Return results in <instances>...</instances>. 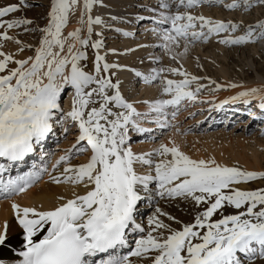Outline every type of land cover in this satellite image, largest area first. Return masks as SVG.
<instances>
[{"label":"snow or ice","instance_id":"6c2138e0","mask_svg":"<svg viewBox=\"0 0 264 264\" xmlns=\"http://www.w3.org/2000/svg\"><path fill=\"white\" fill-rule=\"evenodd\" d=\"M98 2L100 0H83L80 22L87 24L88 38L82 37L81 28L66 36L63 34L69 16L80 5V0H50L48 23L36 29L42 36L35 55L15 59L0 50V158L22 161L52 133L56 114L62 111L61 96L69 88L73 92V101L67 115L78 125L79 136L76 145L68 151L82 155L89 148L91 150L87 163L65 167L63 174L64 180L84 184L86 188L91 186V189L52 210L41 211L13 203L16 220L23 229V248L16 251L10 247L5 223L4 231L0 232V253L7 250L22 257L16 264H131L129 255L144 258L150 253H155L150 257L152 264H244L238 254L248 260L264 257V189L247 191L233 187L264 179V172L222 166L214 159H192L175 142L171 147L161 144L149 153L137 155L132 151L130 130L152 131L141 127L138 118L143 117L146 122L156 123L161 128L171 127L165 109L179 106L183 100H194L204 86H198L195 92L189 90V86L200 78H189L186 71L178 68L153 69L150 75L137 71L136 76L142 77L145 83L159 81L163 85L162 94L171 96L170 99L145 101L150 111L140 113L121 94L119 82H112L110 70L121 66L106 62L105 56L99 54L101 40L91 44L97 49L94 74L86 71L80 62L87 56L80 48L89 44L92 26L103 23L100 17L91 16L93 5ZM203 2L205 0H161L160 8L167 12H162L161 19L156 22L169 27L157 32L162 42L156 46L171 52L184 41L186 54L189 43L207 41L213 34L236 32L240 28V24L233 21L212 20L179 11L180 7L192 8ZM256 2L264 5V0ZM173 5L176 12L171 11ZM243 5L246 9L252 6L249 0H243ZM27 6L25 0L0 5V29L3 30L0 40H14L8 30L33 23L24 18L5 19ZM226 7L236 9L241 3L233 0ZM257 29H260L258 34ZM257 39H264V21L248 25L245 35L225 37L219 42L239 45ZM15 43L21 42L15 40ZM23 50L22 46L20 51ZM155 62L159 63V60ZM10 63L16 67H9ZM164 71L184 79H163ZM258 92L257 88L240 92L223 104L241 98L244 103L250 102L248 98L264 101V96H257ZM260 107L264 110V103ZM151 113L164 115L165 119L149 120ZM175 115L173 112L172 116ZM157 156L160 159L154 160ZM68 159L70 156L60 158L61 161ZM137 165L146 167L147 171L139 173ZM3 171L4 166L0 165V172ZM53 179L61 182L59 178ZM150 185L155 186V195L161 198L182 197L208 207L195 217L194 223L179 230L170 228L157 216L150 217L146 235L135 240V248L129 255L114 256L116 249L128 245L129 233H145L144 226L137 220L138 204L152 198ZM28 186L27 179L0 183L5 192L17 194L26 191ZM225 204L236 209L243 207L245 211L213 220L214 214ZM156 213L167 215L159 208ZM41 232L45 234L35 240ZM101 254H107V258ZM97 256L101 257L98 261L93 259ZM0 264H6L3 255H0Z\"/></svg>","mask_w":264,"mask_h":264},{"label":"rangeland","instance_id":"374dc122","mask_svg":"<svg viewBox=\"0 0 264 264\" xmlns=\"http://www.w3.org/2000/svg\"><path fill=\"white\" fill-rule=\"evenodd\" d=\"M1 1H3V3L5 2V0H0V2ZM137 1H141L143 3V6H145V8L143 9V7H141L142 6L141 2H140L141 3L140 5H135L137 3ZM33 2H35V0L29 1L28 4L26 2V4L29 7H31L32 6L31 4ZM132 2H133L132 4L134 5L133 8L136 9L135 12H136L137 17H138L137 22H136L135 26L133 27L132 31H129V30L124 31V29L121 25L122 22H116L115 21L113 23H106L107 21L102 20L103 23L101 24L100 27H98L95 24L92 26L93 31L91 34L89 44L83 48H80V46L77 45V47L80 48V50L84 51L86 53V56H87L86 59H84L80 62L81 66L86 71L94 74L95 56L97 54V49L92 48L91 44L97 40H101L103 42L102 46H104V51L101 52L99 49L98 50L99 54L102 56H105L106 62H108L110 64H118L121 66L120 68H117V70H119V71H117V72H119L118 74L115 73V71H114L115 68L111 69L113 71V73H112L113 75L111 77H113V80H112L113 83L119 82L120 90L122 91V93L124 94V97L126 98V100L128 102H129V99H131L132 97L135 98V95L137 97V96H142L145 94V90L143 88V84H145V82L142 79V77H137L135 75V71H134L135 69L139 70L138 72H140L144 75H150L153 69H160L163 67H166L167 69L168 68L171 69V66H167L164 62V59H166V58H164L163 55L165 54L166 50L156 46L162 42L161 37L159 35H157V32H160L164 28L169 27V25H166L163 27V26H161L163 23L161 24V23H157L155 21L153 22L154 16H151V15L147 16V17H143V13H146L150 9L149 7H147L148 5L153 4L155 6H158V5H160L161 0H134ZM232 2H233V0H205V2L200 3V4H198L192 8L180 7L179 11L180 12H185V11L190 12L193 16H196V14L198 15L201 7H205L206 9H208L209 11L211 10L214 13L216 10L219 12L221 11V13H224L223 17L225 18L226 22L227 21H233L235 23L241 22L240 28L236 32H227V34L221 33V35H223V38H224L226 36H229L228 34L230 33L231 37H238L241 35H245V31H246L248 25H250L251 22H253L251 20L260 16L259 9L262 10L264 8V5H260L259 3H257V4H253L251 7L246 9L243 5V0H239L238 2L241 3V7L230 10L226 6ZM137 4H139V2ZM24 9H25V7H24ZM124 9L126 10L125 7H121V8H119V11H121V13H124ZM49 10H50V0H49L48 6H43V12L45 14V19H43L41 21V24H40L41 27L40 28H43L47 25ZM162 10H163V12H167V10H165V9H162ZM149 11H150V14L153 13L152 10H149ZM175 11H177V8H175ZM18 12L10 14V16H12V17H10V16H9L10 18L5 17V19H7V18L12 19L14 14H18ZM78 12L79 11L76 8V10L70 14L69 22H71L72 20L74 21V19L78 15ZM194 12H195V15H194ZM154 15H156V20L161 19V17H159L160 15H158L157 13H154ZM198 16H200V15H198ZM228 16L229 17L231 16L232 20L231 19L229 20ZM141 17H143V19H141ZM261 18L263 19L264 17H261ZM84 19H85V21L87 20V15H85ZM31 20L33 21V19H31ZM111 21L112 20H110V22ZM257 22L258 21H256L255 24ZM242 25H246V27H242ZM28 26H30V25H28ZM76 28H81L83 30L81 33L82 37L88 38L87 24L86 23L81 24V22H79L78 27H75L73 25L72 31L75 30ZM153 29H155L156 31H153ZM102 30H103L102 35H98V34H100L99 32ZM197 30H199V29L197 28ZM2 31L3 30L0 29V32H2ZM259 31H260V29L256 30V32H259ZM8 33H9V31H8ZM125 33H131V35H125ZM221 35L220 34L219 35L213 34L208 39V41H202L201 40V41L189 43L187 45L188 53L192 55V50L194 48H198V47H201L202 49L208 50L209 47L213 46L212 44L216 43L214 41L218 40ZM41 36H42V33L39 31L38 35H36V37H34V40L31 41V40H24L23 38L20 39L18 37H15V35H14V36H12V37H14V40H0V44H2L3 47H5V46L7 47V45H8V47H11V48L13 47L14 49L17 48V50H15L13 52V54H15V55L18 54L17 55L18 57H22L23 52H24L26 55L23 56L21 59H27L28 57H33L35 55V49L37 47H39V40L41 39ZM146 38H148V43L153 45V46L150 45L148 47H150L151 51L154 52L153 54H155V56L146 55L147 53L150 52L148 50L144 51L142 53V56H144V57H142L143 59L142 58L140 59V56H135V55L130 54V51L132 50V48L134 49V47L137 48L139 46L138 44H135L134 41H140V40L142 41ZM155 38L158 40V42L153 43V41H154L153 39H155ZM15 40H19L21 43L17 44V43H15ZM252 44L253 45L257 44V48L259 49V51L255 53L256 56L258 57V59H257V61L255 60L254 65H253V63H251V59H252L251 53H253V50L251 49L253 46ZM199 45H201V46H199ZM22 46L24 47V50L20 51V48ZM182 48L184 51V41L180 42L179 47H173V49H175L176 51H178L180 53L182 52L181 51ZM218 49L216 50V53H218V54L220 53V56L217 55V58L221 59L222 62H224L226 60L225 63L228 66L230 72L234 76H238V75L242 76L243 75L242 77L244 78V76L250 75V76L256 77V74L254 72V68L258 67L261 69L264 65V39H257L254 42H248V43H244L242 45L241 44H239V45H226L222 50H220V49L218 50ZM210 50H211V48H210ZM17 52H20V54ZM224 54L226 55L227 58L229 56H231V57H229V59L231 61L227 60V58L224 59V57H221ZM201 55H202V53H201ZM201 55H200L201 58H196V61L194 63L195 67L194 66L193 67L195 68L194 70L196 73H200V77L203 79L202 81L204 83H202V84H200L199 82H196V83H199L200 85L204 86L207 83H209V81L210 82H212V81L217 82V80L220 78L219 72H216L217 71V69H216L217 61L215 62V60H213V58L210 57L211 54H207L204 57H203V55L202 56ZM232 55H233V57H232ZM173 56H176V55L171 56L170 59L172 60V62L175 61V59H172ZM192 56H194V55H192ZM149 57H151V59L153 61H156L158 59L159 63L153 62L151 68L148 66V63H146V65H145L146 70H144L142 63L143 62H150L151 59H149ZM133 58H136V61H134L133 63L131 62V64H135V63L139 64L140 63L138 68H133V67L129 68L130 73L128 72V74H126L125 76H119V74L123 71V65H125L123 60L124 59L125 60L133 59ZM176 59H177V57H176ZM232 59H234V60H232ZM236 61H238V62H236ZM83 62H85V63H83ZM247 62L250 63V66L248 65ZM233 63H234V65H233ZM237 63H239V64H237ZM13 64L14 63H10L9 67H11V68L16 67V65H13ZM200 65H201V67H200ZM252 65H253V67H252ZM248 66L251 67L250 70L248 69L249 68ZM111 70H110V72H111ZM261 70L264 73V68ZM167 72L169 74V71H167ZM170 74H172V73H170ZM162 75H163V73H162ZM172 75H174V74H172ZM213 76H216V77H213ZM162 77H163V79H165L164 75ZM174 77H176V78H174L172 80H175V79L179 80L178 79L179 75H174ZM147 84H150L151 86L157 85L159 87L158 90L161 89L160 90L161 92L157 91L158 96L160 97V99L165 98L164 94H162L163 85L159 81H156L153 83H147ZM190 87H191V89L195 88L194 82L190 85ZM203 88L201 89L202 91H200L201 93L199 92V94H196V95H202L203 91L205 94H207L206 92H208V91H207L206 87H203ZM71 90H70V88L67 89L65 91V93H63L61 96L60 104H61L62 111L57 112V114H56V117H55L54 122H53V131H52V133H50V136H49L50 140L48 141V144L46 146L47 149L46 150L44 149L45 151L43 150V152H44L43 155H45L43 158L45 160V165L47 162V166H46L45 176L40 181V183L44 182V179H45V181L47 183L58 184V185L59 184H66L73 189V193H74V196L72 197V199H73L77 195L86 194V192L91 189V186L86 188L84 186V184H74L72 182L64 180V175L62 177H59L61 175L59 174L58 176H56L57 174L55 175V173L60 172L59 168L60 169L63 168L62 172L64 173V168L66 166L67 167H70V166L75 167V166H78L80 164L87 163L88 160L90 159V156H91V150L89 148L88 151L82 155L76 154L74 152L69 153V151H68V150L73 148V145H76L77 138L79 136V129H77L78 125L74 121H72V119L67 115V113L70 112L72 109L73 99L69 95ZM195 90H196V88H195ZM110 94H111V91H110ZM148 98H149V96H147L145 98V100H147ZM249 100H250L249 103L241 102L240 104H238L236 109H234L233 111H222L220 114L212 113L211 115H210V113H207L206 110H208V109H205V108H208V107L205 106L203 103H195L194 102V103H192L191 106H187V105L181 106V104H180L179 107H177L176 109H174L173 106H171V107L169 106V108L172 111L170 113H167L166 119H167L169 125H171V127L161 128L156 123L146 122V120L143 117L138 118L137 122L140 124V126L142 125L140 120H143L147 124L146 128H150V129H152V131L148 132V133H138L135 130H130V132H129V136H130L129 144L132 148V151L135 154L139 155V154H143V153L152 152L154 149L158 148L162 143L164 144V141H166L171 136H176L177 138L179 137L183 146L185 148H188V149H191V147H193L197 143H201L200 140L203 139V137H205V136H212L214 134H217V135L220 134L219 136H217V138L219 140L220 139L223 140L224 137L226 138V137H229L230 135H232L234 137L240 136L241 139L242 138H244V139H242V141L236 142L237 145L234 146V149L236 150V152L239 151L243 155V157L241 158L240 156H236V153H232L230 151L225 156L228 159L229 163L219 164V165L228 166V167H237L242 171L264 172V110H262L259 107V104H258L259 101L257 99L250 98ZM68 102L71 104H69ZM182 102H184V101H182ZM206 104L213 106L212 101H207ZM137 111L140 113H146V111H144V110L143 111L137 110ZM253 111L257 112V114L254 116H252V114H250ZM173 112L176 113V115L174 117L172 116ZM153 114L154 113H151V115L148 117L149 120L157 119L156 117H154ZM159 119L163 120V119H165V116L163 115V116L159 117ZM214 136H216V135H214ZM45 143H47V141H45ZM81 145H86V142H81ZM134 146H136L137 148H134ZM36 152L42 153L39 145L36 148ZM62 156H70V159H68L66 161H61L60 158ZM153 159L159 160L160 157H158V156L153 157ZM256 160L259 161V166L254 164V162ZM249 162L252 163L251 166H248L249 164H247V163H249ZM136 167H137V171L141 174H143L145 171H147L146 167H141L140 165H137ZM54 177L59 178V180L61 182H57L56 180H54L53 179ZM40 183H39V185H40ZM39 185H36L35 187H37ZM150 187L153 188L152 198L150 200H145L143 202H140V204H139L141 207V210H140L141 212H138L137 215H139V216L137 217V220L139 223H141L144 226L145 233L144 234H140V233L135 234V236L138 238H140L141 235H146V233L148 231V227H149L148 221H146V220H147V218H149L153 214H156L157 208H159L160 210H165L167 207H169V208L176 210L179 207L182 209L181 206H183L182 202H183L184 198H182V197H180V198H169L167 196L161 198L160 196L155 195V191H154L155 186L150 185ZM233 187L239 188L241 190H247V191L264 189V179H256L253 181L244 182V183H241L239 185H233ZM12 198H14V197H12ZM5 199H7V198H5ZM0 201H2V198H0ZM63 203H66V202L59 203L58 206H60ZM201 205H203V203ZM207 207H208V205L204 204L201 207L202 212ZM257 210H259V208ZM242 211H245V208L242 207L241 209H236L233 206L225 204V206L222 209L218 210V212L216 214H214L212 219L219 220L223 216L237 214L238 212H242ZM138 238L132 239L131 242L133 243V245L131 246V250H133L135 248L134 242ZM240 255H242V254H240ZM259 258L260 257L257 256L255 259L250 260L251 261L250 264H258ZM241 259L243 260L244 264L249 263V260H247L244 257V255H242ZM7 264H16V263H7Z\"/></svg>","mask_w":264,"mask_h":264},{"label":"bare ground","instance_id":"6f19581e","mask_svg":"<svg viewBox=\"0 0 264 264\" xmlns=\"http://www.w3.org/2000/svg\"><path fill=\"white\" fill-rule=\"evenodd\" d=\"M25 1L28 4L29 1H32V0H25ZM132 1H134V0H100V2L93 5L92 11H91V16L93 18L100 17L101 20L107 21L106 23H113L115 21L116 22H122L121 25H122L124 31H127V30L132 31L133 27L135 26V24L137 22V18H138L137 14L135 12L136 9L133 8L134 5L132 4L133 3ZM18 2H19V0H5L4 3H3V1H1L0 5H6L9 3H18ZM138 2H139V4H137ZM140 2L141 1H137V3L135 2L136 3L135 5H140L142 3V2L141 3ZM249 2L251 5L257 4L256 0H249ZM48 4H49V0H35V2H33L31 4L32 5L31 7L27 6V7H25V9L22 8V10L18 12V14H14L12 19H20V18L29 19V20L33 19V23L30 24V26L26 25V26H22L20 28L8 30L9 31L8 34H10L11 36L15 35V37H18L20 39L23 38L24 40H31V41L34 40V37H36V35H38V33H39V31H37L36 29H39L41 27L40 26L41 21L43 19H45V14L43 12V6H48ZM121 7L126 8V10L124 9V13H121V11H119V8H121ZM141 7H143V9L145 8V6H143V3H142ZM147 7H149L150 8L149 10H152L153 13L150 14L149 10L147 12L145 11L146 13H143V17H147V16L151 15V16H154L153 22L158 21V20H156V15H154V13H157L158 15H160L163 12L162 8H160V5L155 6L153 4H150ZM175 8H176L175 5H173L171 11L176 12ZM77 9L79 12H78V15L76 16V18L75 19L73 18L74 21L72 20L71 22H69L67 24V26L63 29V34L65 36L67 35L68 32L72 31L73 25L75 27H78L79 22H80V17H81V11L83 9V0H80V5L77 7ZM153 10H155V11H153ZM199 11L200 12L198 13V15H200V16H204V17L210 18L212 20H223L224 19L223 21H225V18L223 17L224 13H221V11L219 12L216 10L214 13L211 10L209 11L205 7H201ZM259 11H260V16L256 17L255 19H252L251 21H253V22H251V24H255L256 21H264V18L263 19L261 18V17H264V8L262 10L259 9ZM194 15H195V12H194ZM198 15L196 14V16H198ZM10 17H12V16H10ZM159 17H161V15ZM228 18H229V20L230 19L232 20L231 16L230 17L228 16ZM110 20H112V21L110 22ZM237 24H241V22H239ZM166 25L167 24L163 23L161 26L164 27ZM97 26L100 27L101 24L97 25ZM242 27H246V25H242ZM25 28H27L29 30L25 31ZM99 33H103V30L100 31ZM258 33L259 32H257V34ZM228 35L229 36H226V37H231L230 33ZM222 38H223V35H221L218 40L214 41L216 43L212 44L213 46L209 47L208 50L202 49L201 47L194 48L192 50V55H194V56L189 54L188 51L186 54H184L183 48L181 50L182 51L181 53L176 51L175 49H172L171 52L166 50L165 54L163 55L164 58H166V59H164L165 64L167 66H171V68H178V69H181L182 71H186L189 74V78L191 76L199 77L200 79L196 82H199L200 84H202L204 82L202 81L203 79L200 77V73H196L194 70L195 69L194 63L196 61V58H201L200 57L201 53H202L203 57L206 56L207 54H211L210 57L213 58V60H215V62L217 61V64H216L217 71L216 72H219V75H220V78L217 80V82L212 83L213 81L212 82L209 81V83L204 85V87H206V89L208 91V92H206L207 94H205L203 91V94L202 95H196L194 100H183L184 102L181 101L182 103H180L181 106H183V105L191 106L192 103H194V102L195 103H203L205 106L208 107L205 109H208L206 111H207V113H210V115L212 113L220 114L222 111H233L234 109H236L238 104H240L241 102H244V98H241L238 101L223 104V102L225 100H230V98L237 96L238 93H240V92L247 91V90H250L252 88H257V89H259L257 96H264V73L261 70L264 68V65L261 69L258 67L254 68V72L256 74V77L250 76V75L244 76V78L242 77L243 75L242 76L241 75L234 76L230 72L228 66L226 65V63H225L226 60L224 62H222L221 59L217 58V55L220 56V53L219 54L216 53V50L218 48L220 50H222L226 46V44H222L219 42ZM153 40H154L153 43L158 42V40L156 38ZM134 43L138 44L139 46L137 48L134 47V49L132 48V50L130 51V54L135 55V56H140V59H141L142 57H144V56H142V53L144 51L148 50L150 52L147 53L146 55L155 56V54H153L154 52L151 51L150 47H148V46L152 45V44L148 43V38H146L142 41L141 40L140 41H134ZM199 46H201V45H199ZM210 48H211V50H210ZM251 49L253 50V53H251V56H252L251 63H253V65H254L255 60L257 61V59H258V57L256 56L255 53L258 52L259 49L257 48V44H254ZM0 50L4 51L5 53L11 54L15 59H21L23 56L26 55L23 52V56L18 57L17 56L18 54L17 55L13 54V52L15 50H17V48H15V49L13 47L11 48V47H8V45H7V47L5 46ZM100 51L101 52L104 51V46H102L100 48ZM17 53L20 54V52H17ZM172 55H176V57H177V59H175V61H173V62L170 59ZM221 57H224V59L227 58L225 54ZM229 57H231V56H229ZM229 57L227 58V60H230ZM232 57H233V55H232ZM149 59H151V57H149ZM232 60H234V59H232ZM123 61H124L125 65H123V71L119 74V76H125L126 74H128L129 68H132V67L138 68V66L140 65V63L139 64H136V63L131 64V62L133 63L134 61H136V58L127 59V60L124 59ZM153 62H155V61H153L152 59L150 60V62H143L142 64H143L144 70H146V68H145L146 63H148V66L151 68ZM236 62H238V61H236ZM83 63H85V62H83ZM247 63L250 66V63L249 62H247ZM237 64H239V63H237ZM13 65H15V64H13ZM233 65H234V63H233ZM253 65H252V67H253ZM200 67H201V65H200ZM250 68L251 67H249L248 69L250 70ZM163 69L167 70L166 67H163ZM114 71L116 74L119 73V72H117V71H119V70H117V68H115ZM134 71L136 73V71H139V70L135 69ZM163 75H164L165 79L176 78V77H174V75L170 74V72L168 74L167 71H164ZM213 77H216V76H213ZM178 79L182 80V79H184V77L179 75ZM175 80H177V79H175ZM196 82H194V85H195V88L197 89V87L200 86V84L196 83ZM232 84L239 85V87H236V88L230 87V85H232ZM217 85H220L221 87L219 89H217V87H216ZM143 88L145 90V94L142 96H137V97L135 95V98L132 97L131 99H129V102L133 103L134 107L137 110H142V111L144 110V111H146V113H148L150 111L149 104L145 103V101L152 102V101H155L157 99H160L157 91H160L161 89L158 90L159 87L157 85L151 86L150 84H147V83L143 84ZM195 88L191 89V87L189 86V90L194 91V92H195ZM201 89H200V91H202ZM199 92H197L196 94H199ZM121 94L124 96L122 91H121ZM69 95L73 99L72 90L70 91ZM147 96H149V98L147 100H145V98ZM164 97L165 98H163V99H170L171 98V96H168V95H164ZM248 99H250V98H248ZM253 99H257L259 101L258 102L259 107L262 103H264V101L260 100L259 98H253ZM207 101H212L213 106L206 104ZM69 104H71V103H69ZM223 106H225V107L223 108ZM177 107H179V106L174 107V109H176ZM171 111L172 110L169 107H167L165 109L166 113H170ZM250 114H252V116H254L257 114V112L253 111ZM153 115L156 118L163 116V115H160L157 113H154ZM140 121L142 124L141 127L146 128L147 124L145 123V121H143V120H140ZM214 135H216V136H214ZM214 135L203 137V139L200 140L201 143H197L196 145L191 147V149L185 148L183 146V144L181 143L179 137L177 138L176 136H171L166 141H164V144L171 147L172 142H175V144L179 146L180 150L182 152H184L186 155H188L189 157H191L192 159H204V160L214 159L217 164L229 163L228 159L225 156L230 151L232 153H236V156H240L241 158L243 157V155L239 151L236 152V150L234 149V146L237 145L236 142L242 141V139H244V138L241 139L240 136L234 137V136L230 135L229 137H226V138L224 137L223 140H221V139L219 140L217 138V136H219L220 134H218V135L214 134ZM134 148H137V147L134 146ZM43 153L44 152H42V155H43ZM39 159L42 160V162L45 164V160L42 156ZM247 164H249L248 166L252 165V163H250V162ZM254 164L259 166V161L256 160L254 162ZM71 167H73V166H71ZM59 170H60V172L55 173V175L57 174L56 176H58L60 174L61 176H59V177H62L64 174L62 172L63 168L62 169L59 168ZM73 196H74L73 189L70 186H68L66 184H59L58 185V184L47 183L44 179V182H41L39 186L33 187L32 189L25 191L23 194H21L19 196H15L14 198L2 199V201H0V232L4 231L5 223H7L10 247L15 249L16 251L22 250L23 244H24V234H23V229L20 227L19 223L16 220L15 212L12 208L13 203L18 204L21 207H34L38 210L46 211V210L54 209L55 207H57L59 205V203L67 202V200L72 199ZM139 204H138V209H139L138 212H141L140 211L141 207ZM182 205H183V206H181L182 209L179 207L178 209L174 210L172 208L167 207L165 210H161V213H166L167 215H158L156 213L150 217L157 216V218L159 220H161L165 224L169 225V227L172 229H176V230L182 229V227L184 225L194 223L195 217L199 213H202L201 207L204 204L203 205H201V204L196 205L195 202L192 201L191 199H184L182 202ZM137 216H139V215H137ZM169 216L174 217L175 219L170 220L168 218ZM149 218H147L146 221H148ZM148 229H149V227H148ZM44 234H45L44 232H41L36 237H34V239L38 241L39 239L42 238V236ZM134 234H136V233H134ZM134 234L129 235V238H128L129 242L134 238ZM165 235H167V232H165ZM135 238H138V237H135ZM131 245H133L132 242H131ZM125 251H126V249H119V250L115 251L113 253V255L118 256V257H123L125 255H129V253L124 255L123 252H125ZM0 255H3L6 258V264L7 263H15L19 259H22V257H18L16 255H14L12 252H9L7 250L0 253ZM154 255H155V253H150L148 256H146L144 258L129 255V260H130L131 264H152V260L150 257H152ZM238 255H240V254H238ZM242 255H240L241 258H242ZM102 256L104 258H107V254L102 255ZM250 262L251 261L249 260L248 264H250ZM258 264H264V257L259 258Z\"/></svg>","mask_w":264,"mask_h":264}]
</instances>
